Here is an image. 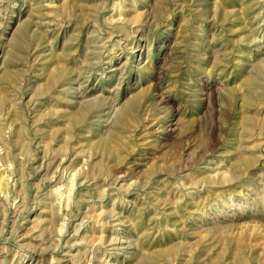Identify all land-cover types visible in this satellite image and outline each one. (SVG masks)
I'll return each mask as SVG.
<instances>
[{"label": "rangeland", "instance_id": "1", "mask_svg": "<svg viewBox=\"0 0 264 264\" xmlns=\"http://www.w3.org/2000/svg\"><path fill=\"white\" fill-rule=\"evenodd\" d=\"M0 264H264V0H0Z\"/></svg>", "mask_w": 264, "mask_h": 264}]
</instances>
